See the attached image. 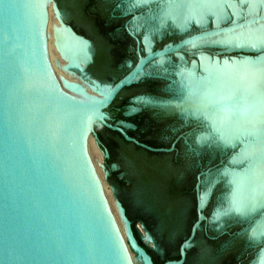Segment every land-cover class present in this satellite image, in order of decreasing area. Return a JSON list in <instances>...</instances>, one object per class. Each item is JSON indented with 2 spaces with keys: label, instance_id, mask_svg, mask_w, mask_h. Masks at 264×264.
<instances>
[{
  "label": "water",
  "instance_id": "1",
  "mask_svg": "<svg viewBox=\"0 0 264 264\" xmlns=\"http://www.w3.org/2000/svg\"><path fill=\"white\" fill-rule=\"evenodd\" d=\"M178 1L122 2L127 10H152L147 19L156 32L182 36L143 54L128 29L137 16L127 13L126 21L119 0H0V264H130L87 156L89 133L124 242L141 264H247L258 252L260 263L264 233L250 231L264 219V201L239 210L235 196L238 176L264 152L232 159L264 147V113L263 125L225 143L224 126L213 120L221 108L235 116L245 96L200 112L194 90L204 84L200 56L215 70L256 68L264 66V40L184 48L264 27V7L247 15L242 0H226L239 18L226 3L222 21L205 15L202 25L158 26L157 14ZM47 2L58 25L54 47L66 62L61 70L100 97L54 73ZM257 88L264 91V73L250 85Z\"/></svg>",
  "mask_w": 264,
  "mask_h": 264
},
{
  "label": "bare ground",
  "instance_id": "2",
  "mask_svg": "<svg viewBox=\"0 0 264 264\" xmlns=\"http://www.w3.org/2000/svg\"><path fill=\"white\" fill-rule=\"evenodd\" d=\"M147 1L150 0H135V2L138 4H144ZM241 2L246 5L247 15H252L257 10L264 7L262 6L263 0H242ZM226 3V0H180L178 1V3L172 4V8L167 5V7L163 11L157 14V25L161 26L167 21H169L175 28L180 29L184 27L185 24L189 21H193L196 25H202L203 17L205 15H211L213 16L215 22H219L222 21L225 17L221 6L222 4ZM227 4L234 18H239L240 15L238 14L236 7L232 3ZM52 25L58 27L52 11V3L47 2L45 27L49 36L47 41L48 50H50V47L55 49L52 35ZM50 34L52 35V37H50ZM256 39L264 40V27L247 29L232 35H225L219 38L200 41L195 44L189 45L188 47L184 48V50L187 51L191 49L193 51L196 48L210 45L247 47L249 42L252 43ZM52 41L53 44L50 45ZM144 42L148 43L147 38L144 39ZM62 62L64 63V65L66 64L64 60H62ZM200 62L201 69L202 71H204L205 77L201 80L204 82V84L200 85L196 88V90H194V105L198 111H206V109L210 107V105H214L219 101H227L229 98H232L237 94L238 96L244 95L246 99L242 107L239 108L237 114L232 118L229 117L231 111H229L227 108H221L216 114L217 119L213 120V125L215 127L218 128L221 125L224 126L220 135L225 143H229L230 140H232V138L238 132L250 130L258 124L263 125L261 117H263L264 113V103L262 98V96H264V91L262 88H257L258 92L255 91L254 93L253 90L251 91L250 85L254 84V82H257L261 78L264 73V66L261 65L253 68L246 63H238L237 66L231 67L230 65L223 64L219 70H215L208 65L205 57L200 56ZM53 71L57 76H59L67 83L74 84L78 86L79 89L87 93L94 94V97H100V95L95 93L93 90L82 86L81 84L67 76L61 70V67H58L56 70L54 68ZM237 88H240L239 91L237 90ZM90 137V134L86 136L85 148L88 159L95 174L96 172H98L96 167L100 166V163L98 160H95L93 163L90 159V156H92L94 153L97 154L96 147L94 145L95 142L93 139H90ZM258 150L264 152V147L255 145L249 146L240 154H238L234 159H232V162H239L241 159L251 156ZM241 176H238L239 188L235 196L236 206L239 208V210L253 208L257 204L264 201V160H262L260 164L254 165L253 168L248 169L247 173H245V175H243L242 177ZM103 199L113 219V222L116 223V227L118 226V232H120L119 234L123 240L124 235L119 228V224L115 220L116 215L114 216L113 212L110 211L112 204L121 220L116 202L112 198L108 199L104 197ZM250 232L254 236L264 233V219L260 220L257 226L253 227ZM123 243L125 245L129 260H136L140 263V260L127 248L124 240ZM259 261L260 263L261 261L264 262V254L260 256Z\"/></svg>",
  "mask_w": 264,
  "mask_h": 264
},
{
  "label": "flooded vegetation",
  "instance_id": "3",
  "mask_svg": "<svg viewBox=\"0 0 264 264\" xmlns=\"http://www.w3.org/2000/svg\"><path fill=\"white\" fill-rule=\"evenodd\" d=\"M119 1L121 3V7L126 21L130 18V16H126L127 13H131V15L137 16L134 21L128 24V29L137 38L138 42L141 45L143 54L159 50L163 46L167 44H173L177 42L180 38H182V36H179L175 32L171 31L163 30L161 32H156V27L152 26L150 20L147 19L148 15L152 13V10L149 11L148 15L144 14L143 10L140 9L127 10L125 4L122 3L124 0ZM194 32L196 31L194 29H191L188 34ZM145 38H147L148 43L144 42ZM187 51L192 50L189 49ZM258 253L247 264H260L258 263L257 259Z\"/></svg>",
  "mask_w": 264,
  "mask_h": 264
},
{
  "label": "rangeland",
  "instance_id": "4",
  "mask_svg": "<svg viewBox=\"0 0 264 264\" xmlns=\"http://www.w3.org/2000/svg\"><path fill=\"white\" fill-rule=\"evenodd\" d=\"M262 6H264V4L262 3ZM51 35V34H50ZM50 37H52V35L50 36ZM153 39V38H152ZM52 40V39H51ZM49 42H51V41H49ZM53 44V41H52V43H50V45H52ZM50 50H48V54H49V57H51V58H53V59H51V65H52V67H53V69L55 68V70L58 68V67H61V66H63L64 65V63L62 62V58L60 57V55L58 54V52H57V50L56 49H54V48H52V47H50L49 48ZM66 65V64H65ZM80 91H81V93H83L85 96H87V97H94L95 95L94 94H92V93H87V92H85V91H83V90H81L80 89ZM94 95V96H93ZM90 134V139H92V134L91 133H89ZM94 139V138H93ZM95 142V141H94ZM94 145H95V147H96V153L97 154H93L92 156H90V159L92 160V162L94 163V161L95 160H98L99 161V163H100V166H97L96 168H97V171L98 172H96L95 173V175H96V178H97V181H98V184H99V187H100V189H101V192H102V195H103V198L105 197V198H112V199H114V196H113V193H112V190H111V188H110V186H109V184H108V182H107V179H106V175H105V171H104V167H103V162H102V158H101V155H100V152H99V149H98V147H97V145L94 143ZM101 167V168H100ZM115 200V199H114ZM110 211H112L113 212V214H114V216L116 217V221H117V223L119 224V228L121 229V231L123 232V240H125V234H124V227H123V225H122V223H121V220H120V218H119V216L117 215V212L115 211V208H113V205L111 204V209H110ZM116 212V213H115ZM114 224H115V226H116V223L114 222ZM118 227V226H117ZM116 227V228H117ZM118 230V229H117ZM119 231V230H118ZM120 233V232H119ZM126 241V240H125ZM129 262H130V264H140L139 262H137L136 260H132V259H130L129 260Z\"/></svg>",
  "mask_w": 264,
  "mask_h": 264
}]
</instances>
